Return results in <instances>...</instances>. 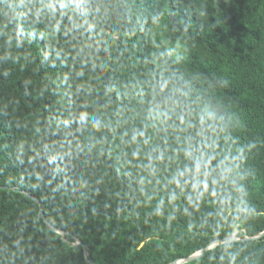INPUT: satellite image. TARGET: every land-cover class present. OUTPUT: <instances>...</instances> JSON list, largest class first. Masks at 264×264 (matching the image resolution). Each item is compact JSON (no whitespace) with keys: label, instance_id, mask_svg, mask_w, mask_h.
Listing matches in <instances>:
<instances>
[{"label":"trees","instance_id":"1","mask_svg":"<svg viewBox=\"0 0 264 264\" xmlns=\"http://www.w3.org/2000/svg\"><path fill=\"white\" fill-rule=\"evenodd\" d=\"M263 229L264 0H0V264H264Z\"/></svg>","mask_w":264,"mask_h":264},{"label":"water","instance_id":"2","mask_svg":"<svg viewBox=\"0 0 264 264\" xmlns=\"http://www.w3.org/2000/svg\"><path fill=\"white\" fill-rule=\"evenodd\" d=\"M32 198L34 200H36L40 204V201L37 198H35V197H32ZM55 230L58 231L59 233H62L63 237L66 234V231H64V230H60V229H55ZM262 236H264V229L262 231L256 233L255 235H251V236L250 235H245L241 239H257V238H260ZM238 238L239 237H237L236 234L233 233V234H231L229 236H226V237H223V238H219V239H215L211 243H209L206 247H204L203 249H200L198 251H195L193 254H191L189 256H186V257L180 258L178 260H175L171 264H180V263H183V262H187V261L193 260V259H195V258L203 255V253H205L207 250H209L210 248L214 247L218 243H221V242H230V241L236 240ZM72 244L76 245V244H82V243H81V241L77 237H75V241L72 242ZM82 245H83V253L85 255H87L88 248H87L86 245H84V244H82ZM89 262L91 264H94L90 260H89Z\"/></svg>","mask_w":264,"mask_h":264},{"label":"clouds","instance_id":"3","mask_svg":"<svg viewBox=\"0 0 264 264\" xmlns=\"http://www.w3.org/2000/svg\"><path fill=\"white\" fill-rule=\"evenodd\" d=\"M5 15H7V13H5ZM226 83V82H225ZM236 234V232H234Z\"/></svg>","mask_w":264,"mask_h":264}]
</instances>
